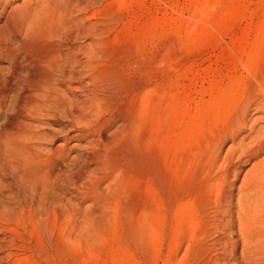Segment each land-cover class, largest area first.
Returning a JSON list of instances; mask_svg holds the SVG:
<instances>
[{"label":"rangeland","instance_id":"1","mask_svg":"<svg viewBox=\"0 0 264 264\" xmlns=\"http://www.w3.org/2000/svg\"><path fill=\"white\" fill-rule=\"evenodd\" d=\"M6 1L0 25L9 11L23 7L25 1L31 10L41 1H49L52 7L56 3ZM83 8L75 15L87 26L85 35L61 45L75 53L80 47L87 52L96 49L101 82H118L131 72L145 86L147 117L140 139L158 141L167 164L179 158L180 181L176 170L169 168L177 185L169 171L166 176L171 182H167L175 187L162 180L168 188L157 196L152 187L156 199L150 203L145 194L151 179L135 177L143 174V168L135 176L126 173L133 182L121 183L124 188L114 187L112 177L95 180L88 172L97 166L87 161L92 138H72L74 125H83L53 112L31 116L35 120L24 121L29 137L17 142L16 172L10 171V158L4 157L2 184L7 191L0 202L4 213L15 204L17 221L2 222L0 264H264V191H249L254 172L264 166V150L257 156L250 154V141L254 131L264 127V115L250 108L240 126L237 110L225 114L218 109L227 90L240 89L235 80L247 76L245 65L253 67L259 35L264 32V0H91ZM56 30L47 29L42 41L63 43ZM18 42L15 38L11 44ZM0 65L8 67L6 62ZM7 85L15 89L10 78ZM54 88L52 104L75 101L74 91L66 85ZM21 89L8 95L12 98L8 105H13ZM114 102H109L110 116L121 107ZM109 115L106 112L98 120H108ZM228 119L238 122L235 129H242L233 137H225ZM114 120L107 133L116 139L122 124ZM63 125L73 129L64 133ZM241 142L245 146L240 147ZM121 143L113 145L111 153L119 158L121 167L116 169L128 171L133 163L125 157V142ZM184 159L192 162L190 176ZM111 170L101 173L108 175ZM260 180L264 183V174ZM115 188L120 192H113ZM119 193L127 194L122 201ZM150 204L156 211L140 217L138 212H148Z\"/></svg>","mask_w":264,"mask_h":264},{"label":"bare ground","instance_id":"2","mask_svg":"<svg viewBox=\"0 0 264 264\" xmlns=\"http://www.w3.org/2000/svg\"><path fill=\"white\" fill-rule=\"evenodd\" d=\"M90 1L91 0H56L55 6L53 7L50 6L49 1H41L37 5L38 7L33 10L30 9L31 5L29 2L25 1L23 7L21 6L15 10L9 11L0 25V63H8L7 68L1 67L0 65V75L2 73L4 74L0 76V112L5 109V112L2 113L4 114L3 120L0 122V198L3 197L7 191V188L2 184V180H4L2 173L5 172L4 167L6 165L4 157L10 158V171L16 172L15 159L17 157V142L29 137L26 134L28 127L24 124L25 119L30 118L35 120L31 118V116L36 117L42 116L43 114L51 116L52 112L55 113L56 116H59L58 118H70V120L75 121L77 125H83L82 127L77 126L78 128H75L76 125H74L73 131L75 135L72 137L73 139L89 140L92 138L93 142L89 146L87 161L89 164L97 166L95 170L88 172L92 174L91 176H96L95 180H103L107 177H112L116 180V186L114 187L118 188L121 183L123 185L128 184V179L130 182H133L130 180L131 176L129 175L135 176L136 171H140L139 169L143 168L141 170L143 174L138 172L139 175L135 176L136 179L138 178L139 181V176L144 179L146 175V177L150 178L148 179L145 177L144 181L146 182L151 179L149 182L154 186L152 185L150 187V184L147 182V193L144 191L145 184L143 183L145 182L141 180V185L144 186V188L141 186L142 190L146 192V194L153 196L154 190L151 193V188L155 187L156 195L160 196L162 188L165 187V182L168 186L172 185L168 183L171 182L169 181L171 170L174 172L176 170L175 175L181 176L178 168V157V159L173 158L171 160L174 166L171 161H169L171 165L167 164L168 160L161 155V147L158 145L157 140H155V142L157 141L156 144L154 141H150L151 139L148 141L145 138H142L144 140L140 139L143 130L141 127L147 117L146 109L143 107L146 95L144 94L145 86L136 82V79L133 77L134 74L131 72H127L126 76L121 80H117L118 82H101L97 78L98 74H96L99 70L97 68L98 53L96 49L87 52L85 47L78 48L77 53L84 56V59H81L77 56V53L61 45L76 42L85 35L87 26H85L84 22L75 14H78L84 9L83 7L87 6ZM6 5V0H0V20L5 14ZM51 27L53 29H58L55 31V36L63 39V43L49 44L50 41H42V36L46 33V30ZM61 27H65V29ZM260 35L262 36L260 37ZM260 35V45L258 44L256 47L257 54L253 60V67L252 64L247 63L245 65V69L247 71L249 70L247 76L245 78L243 76H238L239 78L237 77L235 80L236 83H239L237 88L240 87V89H233V91L229 92L227 90V96L226 98L223 97V102L221 105L219 104L218 108L225 114L226 112L230 114L234 110H237L238 117L242 121L240 122V126L250 108H254V110L264 115V32ZM91 37L95 46H99L100 43L97 40L95 31H92ZM15 38H18L19 42L12 45L11 42ZM9 78L13 81L15 89L7 85ZM71 84H77L78 87H70ZM54 85H66L67 89L69 87V89L73 90L75 93V101L73 103H67L66 106L57 105V103L55 105L52 104L51 99L53 97L50 94L55 90ZM20 86H22V89L17 92V97L13 99V105H8L7 102L10 104L12 101V98L8 95L14 93L16 88L18 89ZM121 93L124 94L123 97L120 96ZM80 98L84 100L79 101ZM110 101H115L121 106L114 116H110L109 114L111 113L108 112L111 107L109 105ZM111 109L113 108L111 107ZM106 112L109 115L107 118H110L108 120L99 121L98 118ZM113 119H118L117 121H120L122 124L121 131L119 130L121 137H118L120 140L122 138V140L118 142H115L118 138L115 139L114 135L111 136V134L109 135L107 133L112 123L111 120ZM237 123L238 122L233 119H228L226 123L228 128L225 132V137H233L242 130L241 127L235 129L234 124ZM68 126L69 125H63V129H66L64 133L73 129L72 127L69 129ZM62 132L63 131H60V133ZM254 134V137L250 141L253 143V150L250 154L257 156L264 150V127L254 131ZM50 138H53V136ZM113 140H115V144L121 143L122 141L125 142L126 145H124L126 148L124 149L127 150V154L124 152L126 154L124 155L126 158L129 157L127 160L131 159V161H129L133 163L128 167L129 170L125 167V169L128 170H124L125 175L124 171H121L122 168H119L121 166H119L116 161V158H119L111 153L113 152L112 148L117 146V144L113 146L115 145ZM239 146L243 147L245 144L241 142ZM111 149L112 151H110ZM133 149H137V151ZM144 149V153L147 152V157L145 156L147 159L143 158L145 159L143 160L141 157L139 159L140 155L142 157L144 156L142 155L144 154ZM30 155L32 158L39 159V157H36L34 154ZM159 155L164 158L162 164L160 163L161 157ZM145 161H147L146 164H144ZM164 162L166 164H164ZM182 164L186 167V176H190L189 172L192 168L191 160L184 159ZM116 165L119 166L118 169L120 172L116 169ZM200 165L203 166V163ZM160 166L166 169L162 171ZM137 167L140 168L137 170ZM144 168L148 171H145L146 174L143 172ZM107 170H111L112 172L109 171L110 173L108 175H106L107 173L103 175ZM116 172L118 174H116ZM162 172L164 174H162ZM174 172H171V174H174ZM126 173L129 174V178L126 177ZM167 173H169L168 177L166 176ZM173 174L170 178L173 177L172 182L175 184L177 183L176 180H174L176 176ZM263 174L264 166H261L259 173L255 171L253 174L252 178H254L253 180L255 182L249 187V191L258 190L260 194L263 193L264 183L260 180ZM133 176L131 177L132 180ZM125 177L127 180L124 179ZM164 178L167 180H164ZM176 178L179 179L178 176ZM93 179L92 181H94ZM124 180L126 183L123 182ZM162 180L164 183H162ZM123 185H121V187ZM168 186H166L162 192H165ZM172 186L175 187L174 185ZM116 188L115 190L112 189L113 192L119 191H117ZM146 194V200L151 198L152 200L149 199V202L152 201L154 203L156 199L155 195L152 198ZM123 195H121V197L118 196V198H120L119 200H123ZM161 196L165 197V193H162ZM157 199L159 198L157 197ZM151 205L152 204H150V212L139 211L142 212L139 213L137 211L140 217H147L151 211H156L154 209L155 207L153 208ZM2 208L3 206L0 202V229L5 218H8L14 224L17 221V207L15 204L12 205L8 213H4ZM132 211L135 212L134 209Z\"/></svg>","mask_w":264,"mask_h":264}]
</instances>
